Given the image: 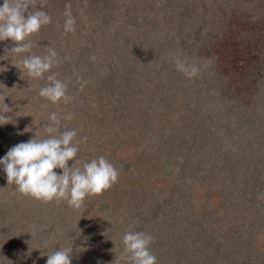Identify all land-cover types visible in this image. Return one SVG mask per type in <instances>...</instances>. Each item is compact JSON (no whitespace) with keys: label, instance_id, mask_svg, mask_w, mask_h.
Wrapping results in <instances>:
<instances>
[{"label":"rangeland","instance_id":"obj_1","mask_svg":"<svg viewBox=\"0 0 264 264\" xmlns=\"http://www.w3.org/2000/svg\"><path fill=\"white\" fill-rule=\"evenodd\" d=\"M66 4L76 25L64 34ZM37 10L52 22L29 37V52L0 41V110L10 117L0 159L48 138L50 113H71L59 132L87 137L76 167L104 156L120 175L74 209L21 194L0 165V264H46L55 245L80 251L82 240L91 252L77 260L117 264L130 225L154 237L157 264H264V0H37L28 11ZM49 48L63 61L51 73L68 83V104L39 95L51 73L34 79L16 66ZM228 234L248 237V251Z\"/></svg>","mask_w":264,"mask_h":264},{"label":"clouds","instance_id":"obj_2","mask_svg":"<svg viewBox=\"0 0 264 264\" xmlns=\"http://www.w3.org/2000/svg\"><path fill=\"white\" fill-rule=\"evenodd\" d=\"M47 0H39L43 8ZM37 0H4L0 6V41L11 39L17 46L11 51L21 54L31 50L29 37L40 32L43 26L49 25L51 16L45 10L28 11L29 6L36 7ZM71 4L65 5L64 34L75 32L76 20L72 15ZM27 12V16L25 13ZM63 61L55 49L49 48L48 54L40 56L30 55L23 58L19 65L22 71L34 79H45L47 73ZM177 69L188 76L195 75L196 69H189L185 63L177 59ZM48 83L40 88L39 95L52 104L61 101L68 104L72 96L68 93V83L57 78L56 73L46 76ZM81 90L88 81L77 77ZM9 108L4 104L0 110V121L4 124L10 117L2 113ZM71 113L61 117L52 112L48 116L51 124L44 125L48 138L37 141L31 139L11 147L7 154L0 159V165L7 175L8 184H15L17 190L31 196L43 203L66 201L69 207L80 209L87 196L102 195L119 181V171L104 156L85 162L81 167L77 160L78 145L87 140L82 137L76 140L75 130L59 132L62 119H72ZM74 161L69 167L68 162ZM62 169V174H57L54 169ZM131 225L122 237L123 250L116 259L117 264H157V258L152 254L150 245L154 237L148 233L132 231ZM34 228V226H33ZM47 247V242L44 243ZM72 247L55 250L48 255L46 264H72Z\"/></svg>","mask_w":264,"mask_h":264},{"label":"trees","instance_id":"obj_3","mask_svg":"<svg viewBox=\"0 0 264 264\" xmlns=\"http://www.w3.org/2000/svg\"><path fill=\"white\" fill-rule=\"evenodd\" d=\"M261 208H264V207H261ZM259 209V208H258ZM17 221V220H16ZM18 222V221H17ZM19 223V222H18ZM254 226V224L253 225H251V227H253ZM79 229V228H78ZM77 229V230H78ZM49 232L51 233L52 232V229H50L49 230ZM50 235V234H49ZM93 235H94V231H92L90 234H89V236H91V237H93ZM228 236V237H227ZM236 237H239V239H240V241H238V240H234L235 238H232L231 239V236H230V234H228V235H225V237H227V241L228 242H231V243H234L235 241V245H234V247L236 246V248H238L239 247V249L238 250H241L242 249V247H244V244H245V249H247V251H248V248H247V245H246V241H247V239H248V237H245V236H241V235H235ZM60 237H61V239H62V232H60ZM50 238H51V235H50ZM96 238H97V236H96ZM80 239V238H79ZM101 239H102V236L100 235V236H98V240H96V243H98L99 244V246H100V248H101V246H102V244H103V240L101 241ZM71 241L72 240H69V244L71 243ZM78 243H79V240L77 241ZM56 242H54L53 244H55ZM88 243V244H87ZM120 244L121 245H123V243H122V240L120 241ZM81 246H82V248H81V250L80 251H78V245H77V251H74L73 250V248H72V252H71V260H72V258L74 259V261L73 262H77V261H82V260H77V258L79 257L78 256V254L80 253V256H83L82 254H84V253H86V251L87 252H91L90 251V243L89 242H87V241H85V240H82L81 241ZM66 247H71L70 245H68V243L66 244V245H64L63 247H58L57 245H55L54 246V248H55V250H60L61 248H66ZM205 249H207L208 250V248H205ZM52 254V253H51ZM251 254V253H250ZM97 256V255H96ZM95 256V257H96ZM95 257L93 256V260H95ZM98 257V256H97ZM184 257L187 259V258H191L192 257V255H191V257H189V253L187 252V254H184ZM91 258V257H90ZM90 258H88V257H84L83 258V261H82V264H89L88 262H89V260H90ZM76 259V260H75ZM189 260V259H188ZM234 262L236 263V264H239L240 263V261L237 259V258H234Z\"/></svg>","mask_w":264,"mask_h":264}]
</instances>
